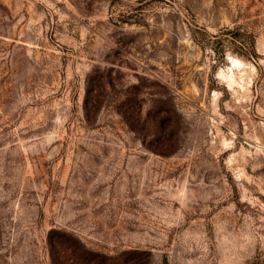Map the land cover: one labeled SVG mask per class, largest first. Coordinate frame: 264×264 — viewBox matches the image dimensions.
Returning a JSON list of instances; mask_svg holds the SVG:
<instances>
[{
	"label": "rangeland",
	"instance_id": "374dc122",
	"mask_svg": "<svg viewBox=\"0 0 264 264\" xmlns=\"http://www.w3.org/2000/svg\"><path fill=\"white\" fill-rule=\"evenodd\" d=\"M0 264H264V0H0Z\"/></svg>",
	"mask_w": 264,
	"mask_h": 264
},
{
	"label": "trees",
	"instance_id": "16d2710c",
	"mask_svg": "<svg viewBox=\"0 0 264 264\" xmlns=\"http://www.w3.org/2000/svg\"><path fill=\"white\" fill-rule=\"evenodd\" d=\"M213 37H214V40H211V41H209L207 43L216 42L217 44H220V45L223 43V41L220 39L219 35H214Z\"/></svg>",
	"mask_w": 264,
	"mask_h": 264
},
{
	"label": "bare ground",
	"instance_id": "6f19581e",
	"mask_svg": "<svg viewBox=\"0 0 264 264\" xmlns=\"http://www.w3.org/2000/svg\"><path fill=\"white\" fill-rule=\"evenodd\" d=\"M234 60H237V59H234Z\"/></svg>",
	"mask_w": 264,
	"mask_h": 264
}]
</instances>
